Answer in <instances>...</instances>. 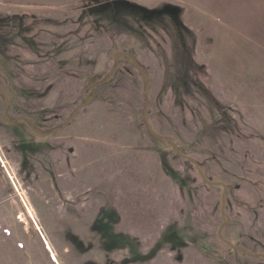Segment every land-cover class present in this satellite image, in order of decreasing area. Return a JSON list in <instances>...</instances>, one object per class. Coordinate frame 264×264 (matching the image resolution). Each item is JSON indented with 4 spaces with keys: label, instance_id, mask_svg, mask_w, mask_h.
Returning a JSON list of instances; mask_svg holds the SVG:
<instances>
[{
    "label": "rangeland",
    "instance_id": "rangeland-1",
    "mask_svg": "<svg viewBox=\"0 0 264 264\" xmlns=\"http://www.w3.org/2000/svg\"><path fill=\"white\" fill-rule=\"evenodd\" d=\"M68 1L0 0V107L41 135L0 141V264H264V0H199L262 35L233 74L178 61L189 0Z\"/></svg>",
    "mask_w": 264,
    "mask_h": 264
},
{
    "label": "crops",
    "instance_id": "crops-1",
    "mask_svg": "<svg viewBox=\"0 0 264 264\" xmlns=\"http://www.w3.org/2000/svg\"><path fill=\"white\" fill-rule=\"evenodd\" d=\"M19 2L24 6V8L19 11H23L22 13L24 14L25 12L30 13V11L41 13L39 12L41 11L40 9H43L42 7H45L44 4H40L38 5L39 7H35L33 8V10H31L30 6H36L35 2ZM68 3V0H58V3L56 4L54 10L51 12L56 16V18L53 20L56 21V26L59 25V22H64L67 25L68 21H73L72 18L70 20L68 19V17H66L69 14L73 15L75 11V7L72 6L73 3ZM201 3L203 4V1H201ZM201 3L199 2V0H189L186 1L184 3L185 6L181 8L180 16L183 22L176 23L179 24L177 25L179 27L177 31V37L180 38L182 32L185 34L186 39L190 37V41H192L193 44L187 42V46L183 45V47L185 46L188 49H180L181 51H184L186 53L184 54V56H182V52L178 51L176 57H178V61H181L182 64H184L185 62L190 63L192 61L201 63L202 61L204 62L206 60L211 63H221V65H219L220 74H233L234 62L247 61L248 57L251 56L250 46H257L258 44L253 42H258L259 40L262 41V35L256 33L258 29L255 25L250 26L249 23H240L242 19L239 22H235L233 20V15L235 14L231 10L229 11V13H225V16H222L221 18H218L217 21H215L216 19L214 20V18L211 17V14L214 13L206 8L201 7ZM89 8L90 7L86 8V10ZM86 10H82L76 13L77 15H83ZM12 12L13 10L10 11L9 9L4 10L3 12L0 11V13L3 14H13ZM202 14L207 15V19H211V22H206L207 27L205 29L202 27L201 22H198L201 21V18L203 19ZM59 15H65V17H62L59 20ZM34 26L35 28L38 27L37 30L35 29L34 39L39 43L38 48L41 51L40 56L33 59V62L35 64L34 66L35 69H38L41 72V74H46V72L42 73V71L48 70V67L50 66L45 65V67H43V64H49L51 61H55L53 57V53L55 52H53V47L66 46V40L62 39V42L59 43V39H56L54 44H49L48 40H43L42 36L39 35L41 31L40 27L36 25ZM158 27L159 26L157 25L155 26V28ZM169 28L170 31L172 27L169 26ZM67 29L68 28L63 30L66 31ZM207 31L209 32L207 33ZM197 38H199V43H201L202 49L204 50V56L195 54V48L197 47ZM171 43L173 44V42ZM152 52H154V49L152 50ZM188 53L190 54V58ZM180 57H182L183 59L181 60ZM6 126L15 127V132L13 134L9 133V129H7ZM20 133L30 141H40L41 135L39 133H36L33 130L31 131V129H29V126H26L22 119L17 121H10L6 119L4 106L0 107V141L4 148L8 144L19 148L20 145L18 144L21 140L19 139L18 134ZM218 183L223 184V182L221 181H219Z\"/></svg>",
    "mask_w": 264,
    "mask_h": 264
},
{
    "label": "water",
    "instance_id": "water-1",
    "mask_svg": "<svg viewBox=\"0 0 264 264\" xmlns=\"http://www.w3.org/2000/svg\"><path fill=\"white\" fill-rule=\"evenodd\" d=\"M171 146L175 149V151L179 152V149L177 148L176 144L173 141H169Z\"/></svg>",
    "mask_w": 264,
    "mask_h": 264
},
{
    "label": "built area",
    "instance_id": "built-area-1",
    "mask_svg": "<svg viewBox=\"0 0 264 264\" xmlns=\"http://www.w3.org/2000/svg\"><path fill=\"white\" fill-rule=\"evenodd\" d=\"M6 160V159H5ZM5 160L1 161L3 164H5Z\"/></svg>",
    "mask_w": 264,
    "mask_h": 264
}]
</instances>
